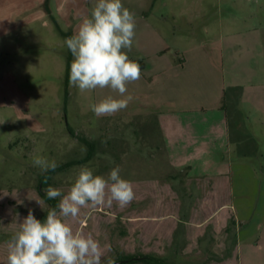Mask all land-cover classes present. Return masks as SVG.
I'll return each instance as SVG.
<instances>
[{
    "label": "rangeland",
    "instance_id": "1",
    "mask_svg": "<svg viewBox=\"0 0 264 264\" xmlns=\"http://www.w3.org/2000/svg\"><path fill=\"white\" fill-rule=\"evenodd\" d=\"M91 1L97 3L85 0V8ZM161 2L170 5L175 14L170 25L160 28L167 36L164 44L169 56L176 60L187 47L188 35L199 40L205 35L201 17L192 25L186 23L191 10L200 11L205 0ZM209 2L210 6L219 4L218 0ZM219 12L215 8L214 16ZM154 14L155 10L150 16L153 22ZM49 28L47 32L36 25L31 36L21 33L12 46L0 41V264H7V242L28 211L38 219L47 208L38 191L42 178L45 194L48 187L67 194L81 167L107 177L115 166L120 167L122 178L132 182L134 200L124 208L116 202L84 207L78 218H68L74 231L90 233L99 241L104 251L102 264L110 258L137 254L154 255L173 264H264L261 165L254 176L242 179L241 184L249 182L250 187L235 182L225 195L212 182L171 170L162 152L144 138L139 118L155 109V94L153 77L144 70L152 59L142 55L157 43H145L135 33V49L133 43L127 52L141 66V78L127 85V94L134 99L115 115L97 117L90 105L109 95L120 98L119 94L109 88L81 92L69 81L66 84L73 57L66 38L56 28ZM211 36L214 40V33ZM217 45L211 43L208 50H217ZM79 137L92 144L91 155ZM36 157L55 160L58 167L42 172L33 164ZM60 199H55L57 212ZM221 201L230 203L233 215L229 207L219 208Z\"/></svg>",
    "mask_w": 264,
    "mask_h": 264
},
{
    "label": "crops",
    "instance_id": "2",
    "mask_svg": "<svg viewBox=\"0 0 264 264\" xmlns=\"http://www.w3.org/2000/svg\"><path fill=\"white\" fill-rule=\"evenodd\" d=\"M84 1L48 0L47 12L45 0H0V41L12 46L21 33L31 36L36 25L73 35L96 4L85 8ZM208 2L186 19L192 25L201 17L205 35L201 40L188 35L176 60L160 28L175 18L170 5L134 0L125 7L135 16L139 39L157 43L142 55L152 59L144 70L153 77L155 94V109L139 118L147 144L162 152L171 170L212 182L227 195L235 182L250 187L241 181L254 176L257 165L264 170V0H218L217 7ZM214 42L217 50H208ZM221 202L219 208L229 207L233 215L230 203Z\"/></svg>",
    "mask_w": 264,
    "mask_h": 264
},
{
    "label": "clouds",
    "instance_id": "3",
    "mask_svg": "<svg viewBox=\"0 0 264 264\" xmlns=\"http://www.w3.org/2000/svg\"><path fill=\"white\" fill-rule=\"evenodd\" d=\"M135 27V16L122 0H97L90 18H84L78 30L65 40L73 57L70 86L81 92L109 88L119 94L120 98L109 95L90 105L97 117L115 115L134 99L127 94V85L141 78V66L127 52L132 49ZM33 164L42 172L58 167L55 160L43 157H36ZM120 172L115 166L105 177L81 167L67 194L48 187L49 199L61 198L59 212L49 209L41 221L30 209L7 242V264H102L104 251L99 241L90 233L74 231L68 218H78L84 207L111 206L113 202L121 208L128 206L135 193L132 182L122 178ZM107 264L115 261L110 258Z\"/></svg>",
    "mask_w": 264,
    "mask_h": 264
},
{
    "label": "trees",
    "instance_id": "4",
    "mask_svg": "<svg viewBox=\"0 0 264 264\" xmlns=\"http://www.w3.org/2000/svg\"><path fill=\"white\" fill-rule=\"evenodd\" d=\"M47 3H48V0H45L44 4H43V7L45 8V10L48 12V8H47ZM56 29L58 30L59 34L63 37H71V35L69 33H63L59 30V28L57 26H55ZM69 68H67V74H66V84L68 83L69 81ZM69 132L71 134L72 131L69 130ZM79 140L81 143H83L84 145H86L88 148H89V155H91V152H92V144H90L85 138L83 137H79ZM43 180L44 178H42V182H41V185L39 186L38 188V191H39V196L41 197V199L44 201V203L47 205V208L46 210L39 216V220L43 221L45 218H46V215H47V211L49 209H56V200L55 199H49L47 197V195L43 192L42 188L43 187ZM114 261H121L120 264H173L169 261H167L166 259L164 258H161V257H157V256H154V255H150V254H137V255H126L124 257H120V258H116L114 259Z\"/></svg>",
    "mask_w": 264,
    "mask_h": 264
},
{
    "label": "water",
    "instance_id": "5",
    "mask_svg": "<svg viewBox=\"0 0 264 264\" xmlns=\"http://www.w3.org/2000/svg\"><path fill=\"white\" fill-rule=\"evenodd\" d=\"M121 263V261H115V264H120Z\"/></svg>",
    "mask_w": 264,
    "mask_h": 264
}]
</instances>
